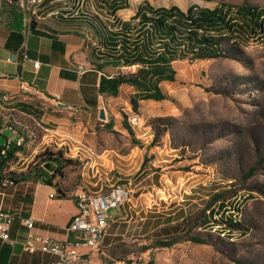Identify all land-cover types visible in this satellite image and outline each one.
I'll use <instances>...</instances> for the list:
<instances>
[{
    "label": "crops",
    "instance_id": "1",
    "mask_svg": "<svg viewBox=\"0 0 264 264\" xmlns=\"http://www.w3.org/2000/svg\"><path fill=\"white\" fill-rule=\"evenodd\" d=\"M7 1L13 4L4 5L0 12V147L12 142L22 143L17 127L28 132L31 138L26 151L11 164L10 171L27 173L39 148L59 140L57 136L62 134L66 136L63 144L75 146L72 142L75 141L79 145L76 154L82 161L89 158L91 162L88 160V163L93 168L98 166L94 171V177L98 176L97 182L88 181L87 186L89 192L96 194L110 186L106 181L111 182L112 172H115L114 180V176L132 170H125L129 164L144 166L145 171L148 164L167 154L164 153L166 148L164 150L153 143L152 136L143 132L141 117L149 106L152 114H158L156 104L168 99L165 88L170 89L171 84L177 81L176 64L189 60L172 62L175 81L159 83L165 95L162 101L139 98L140 90L131 84H122L116 96L110 90L101 91L100 86L103 77L129 76L140 68L139 65L114 67L111 63L121 51L119 38L122 27L130 24L129 27L137 28L138 14L146 5L154 9L170 7H157L153 0H45L39 6L22 10L14 3L16 0ZM135 37L133 34V40ZM24 53L28 59L24 58ZM35 63L39 64L38 67ZM133 101H137L136 110ZM122 102L127 114L130 110L136 113L133 117H137L139 122L135 126L129 123L133 117L122 115ZM101 110L105 111L104 120L100 118ZM72 116L77 119L74 124ZM57 124L65 126L63 133L61 128L58 131L53 129ZM39 127L52 136L46 140V135L35 143ZM107 130L119 137L108 147L98 134V131L105 134ZM73 131L76 132L75 138L72 137ZM152 156L157 159H151ZM50 168L44 167L48 177L53 172ZM162 176L150 169L149 173L134 181L137 196L128 198L127 202L110 211L108 234L102 249L124 242L133 230L132 220L138 216L140 221L136 231L139 230L143 236H152L159 229L154 225L157 219L164 221L183 209L172 203V209L176 211L171 214L161 211L162 214L156 216L157 212H148L144 207L143 195L156 189H168L162 182ZM71 188L67 187L65 180L58 185H50L33 178L17 186L0 187V213L17 216L11 225L9 240L4 241L0 237V264H68L56 255L26 252L24 245L29 231L24 220L34 219L33 233L37 236H47L61 244L74 242V234L69 232V228L78 208ZM60 191L65 196L62 197ZM182 220L177 219L172 224ZM163 226L165 224L160 227ZM81 252L83 256L72 264H102L107 256L104 250L94 253L87 247H82Z\"/></svg>",
    "mask_w": 264,
    "mask_h": 264
},
{
    "label": "rangeland",
    "instance_id": "2",
    "mask_svg": "<svg viewBox=\"0 0 264 264\" xmlns=\"http://www.w3.org/2000/svg\"><path fill=\"white\" fill-rule=\"evenodd\" d=\"M153 4L157 7L176 5L184 11L191 6L214 9L222 4L235 9L248 6L264 10V0H153ZM221 38L219 56L178 62L177 81L170 89L165 88L168 99L156 104L158 114H152L149 106L141 117L143 132L152 136L153 143L167 150L163 157L150 165L147 163L145 171L149 173L151 169L164 175L162 182L168 189H156L143 195L144 207L148 212H157L154 215L158 216L161 211L173 213L176 209H172V203L179 204L178 208L184 209L191 234L201 237L205 243L187 241V236L182 235L174 246L157 248L160 238L143 236L136 231L138 216L132 220L133 230L124 242L101 249L107 255L102 264H264V35L260 31L259 35L239 31ZM120 109L127 117L136 114L131 110L127 114L123 102ZM76 120V116H72L73 124ZM54 126L56 131L61 128V133L65 130V126ZM74 134L73 131V138ZM98 134L107 147L119 139L108 130L105 134L98 131ZM46 135V140L52 136L39 127L35 143ZM65 137L58 135L59 140L41 146L36 156L46 148L63 149L66 159L76 161L65 168L63 178H57V182L65 180L67 187L72 186L70 190L76 196L83 189L89 191L88 181L97 182L94 171L98 166L93 168L88 163L89 158L83 157L82 161L76 154L79 145L75 141H72L75 146L63 144ZM35 157L31 167L38 166ZM252 168L257 171L246 180L245 175ZM129 169L132 170L124 175L117 172L120 176H114V180L115 172H112V176H108L111 182L106 181L110 186L96 194L108 195L121 189L122 203L136 197L134 181L146 173L139 164H129L125 170ZM222 192H225V206L229 211L223 217L235 216L239 223L235 226L214 223L220 212L213 220L209 219L207 203L214 194ZM217 209L218 204L213 211ZM204 221L211 222L202 227Z\"/></svg>",
    "mask_w": 264,
    "mask_h": 264
},
{
    "label": "trees",
    "instance_id": "3",
    "mask_svg": "<svg viewBox=\"0 0 264 264\" xmlns=\"http://www.w3.org/2000/svg\"><path fill=\"white\" fill-rule=\"evenodd\" d=\"M233 11H235L234 15H232ZM137 18L140 19L137 28L129 27L130 24L122 27L119 38L121 51L118 58L111 63L114 67L139 65L140 68L136 74L129 76L118 74L112 79L103 77L101 91L110 90L116 96L122 84H131L140 90L139 98L162 101L165 95L161 92L159 83L175 81L176 72L172 62L184 59L195 62L219 56L222 51L221 36L238 34L239 31L253 35H259L260 31L264 35V10L248 6L235 9L230 5L222 4L213 10L193 6L187 12H183L176 6L154 9L146 5L140 9ZM133 34L136 35L135 40L132 38ZM133 105L136 110L137 101H133ZM17 128L23 138L22 143L12 142L0 147V187L17 186L31 178L50 185L55 183L58 185L57 178L64 177L65 168L76 164V161L65 158L63 149H57V151L50 148L44 149L35 157L38 158L36 163L38 166L31 167V162L27 173L18 174L9 170L18 155L26 151V145L31 139L28 132ZM107 128L112 129L111 126ZM44 167L55 168L50 177L45 174ZM256 171V168L250 169L245 179H250ZM60 192L62 197L65 196L62 191ZM224 194L225 192L214 194L208 201L206 210L209 211L210 220H213V216L220 212V217L214 219V223L232 227L239 223L238 219H234L235 216L223 217L224 213L229 212L225 206ZM73 198L76 200L75 196ZM217 204V211H213V207ZM230 207L235 212H239L237 207L232 205ZM183 210L164 221L160 218L155 221L154 225L159 229L153 236L160 238L157 241V248L174 246L180 242L179 236L182 235L187 236V241L205 243L201 237L191 234ZM13 217L15 221L17 216L13 215ZM181 218H183L181 222L172 224L173 221ZM210 222L204 221L202 227L209 225ZM162 224L165 226L160 227ZM170 237L172 238L161 239Z\"/></svg>",
    "mask_w": 264,
    "mask_h": 264
},
{
    "label": "built area",
    "instance_id": "4",
    "mask_svg": "<svg viewBox=\"0 0 264 264\" xmlns=\"http://www.w3.org/2000/svg\"><path fill=\"white\" fill-rule=\"evenodd\" d=\"M45 0H16L14 3L25 10L31 6H39ZM11 1L0 0V12L4 5H12ZM24 46L25 43H24ZM24 58L28 55L24 53ZM38 63L35 66L38 67ZM6 98V97H5ZM130 122L138 124L139 119L133 117ZM21 144V143H19ZM123 190H115L108 195H97L85 189L80 191L76 197L78 213L74 217L69 232L74 234L75 241L72 243L61 244L47 236H37L33 233L34 219L24 220V225L28 229L27 240L24 249L28 253L42 252L45 254L56 255L64 263L72 264L83 256L81 249L87 247L90 252L98 253L101 251L104 241L108 234L110 223V211L122 205ZM128 196V195H127ZM0 237L2 240H9V231L14 217L10 213H0Z\"/></svg>",
    "mask_w": 264,
    "mask_h": 264
},
{
    "label": "water",
    "instance_id": "5",
    "mask_svg": "<svg viewBox=\"0 0 264 264\" xmlns=\"http://www.w3.org/2000/svg\"><path fill=\"white\" fill-rule=\"evenodd\" d=\"M61 107H63V108H67V106L66 105H60ZM100 118L102 119V120H104L106 117H105V111L104 110H101V112H100ZM50 170H54V167H51L50 168Z\"/></svg>",
    "mask_w": 264,
    "mask_h": 264
}]
</instances>
